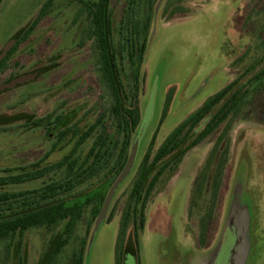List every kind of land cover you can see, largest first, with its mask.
Returning a JSON list of instances; mask_svg holds the SVG:
<instances>
[{
    "label": "rangeland",
    "instance_id": "374dc122",
    "mask_svg": "<svg viewBox=\"0 0 264 264\" xmlns=\"http://www.w3.org/2000/svg\"><path fill=\"white\" fill-rule=\"evenodd\" d=\"M46 2L0 0V61ZM46 12L0 74V177L52 169L1 186L0 194L10 199L0 203V218L42 204L84 208L68 234L59 219L27 229L20 246L16 234L0 237V264H72L81 251L83 264H136L133 223L123 219L136 206L131 190L143 175L142 161L148 156L151 162L175 127L230 84L235 87L195 134L217 110L234 103L236 109L151 192L138 232L139 254L142 264H264V0H110L112 49L125 91L131 82L122 51L125 24L149 29L139 124L119 172L109 165L94 173L92 159L87 163L99 128L73 150L81 133L109 109L98 83L90 20L77 0H55ZM64 128L76 137L57 142ZM70 155L78 171L55 167ZM60 238L66 241L54 252Z\"/></svg>",
    "mask_w": 264,
    "mask_h": 264
},
{
    "label": "trees",
    "instance_id": "16d2710c",
    "mask_svg": "<svg viewBox=\"0 0 264 264\" xmlns=\"http://www.w3.org/2000/svg\"><path fill=\"white\" fill-rule=\"evenodd\" d=\"M55 0H47L41 7L39 13L22 34L18 41L12 46L6 57L0 62V74L6 70L9 58L17 51L21 43L25 42L29 35L36 29L47 9ZM80 8L88 16L90 20V35L93 39L94 47L97 52V70L98 83L102 88L103 96L106 98L108 104L107 113H101L97 116L94 123L77 138L74 151H76L91 135L99 128V133L94 146L90 149L87 156V163L92 159V165L95 167L92 171H98L112 165L115 172H119L124 168L128 159V150L130 147L131 134L139 124V109H138V93H139V75L140 68L143 62L144 50L146 46V39L148 36V26L138 27L131 21L125 24L124 47L126 52V59L131 69V82L129 90L121 89L118 81L117 71V56L112 49L113 31L111 20L107 17V11L110 0H77ZM234 84L228 85L222 91L207 98V100L192 114H190L184 121H182L175 129L167 136L166 140L154 154L152 161L148 160V156L141 163V170L143 175L133 184L131 190V197L134 199L136 206L133 207L132 217L124 216V221L128 223L131 219L133 223V240L135 247L136 264L141 263L139 254L140 239L139 231H141L145 224V208L148 198L160 180L167 173V170H174L176 165L182 160L184 155L192 148L202 143L209 135L216 131L222 123L228 118L230 112L236 109L234 103L228 111L217 110L212 119L195 134L196 129L210 115L221 103L226 96L234 88ZM235 96L231 98V102ZM169 106V99L165 101L163 108V116L166 114ZM107 116V117H106ZM60 121V116L56 119ZM71 139L76 137L75 132H71L70 128H64L56 134L57 142L63 141L68 135ZM73 153V152H72ZM164 160L170 162L165 163L160 168ZM173 161V163H172ZM172 164V168L169 167ZM56 168L65 167L67 172L78 171L75 160H71V155L66 156L62 161L55 165ZM155 168V169H154ZM46 168L34 172H28L23 175L0 177V187L7 184H20L28 180H33L42 177L48 170ZM88 168L81 171V174H86ZM154 169V170H153ZM90 175V174H89ZM145 192L138 208L137 201L140 194V189L147 182ZM61 185L57 189H63ZM54 188L53 191L57 190ZM48 193L43 197L48 198ZM10 199V195L0 194V203H5ZM101 205V204H100ZM99 205V206H100ZM84 204L75 203L73 206H65L64 203L42 204L40 206L31 207V209L21 210L18 214L0 218V237H7L9 235H17V246H20V239L23 233L36 226L44 224H53L57 220L65 221V233L68 234L73 230L76 220L81 217ZM94 219L101 208L94 207ZM138 215V220H137ZM137 220V221H136ZM66 238L58 239L54 252L60 250L65 243ZM83 252L74 256L72 264H83ZM116 264H120L119 261Z\"/></svg>",
    "mask_w": 264,
    "mask_h": 264
},
{
    "label": "water",
    "instance_id": "95a60500",
    "mask_svg": "<svg viewBox=\"0 0 264 264\" xmlns=\"http://www.w3.org/2000/svg\"><path fill=\"white\" fill-rule=\"evenodd\" d=\"M1 61H2V60H1ZM1 61H0V62H1Z\"/></svg>",
    "mask_w": 264,
    "mask_h": 264
}]
</instances>
